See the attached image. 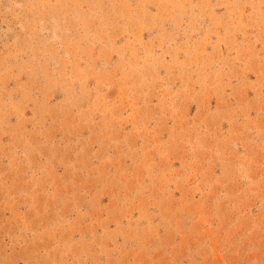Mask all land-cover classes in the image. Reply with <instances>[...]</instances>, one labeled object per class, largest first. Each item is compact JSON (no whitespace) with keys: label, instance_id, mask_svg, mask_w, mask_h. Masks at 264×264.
<instances>
[{"label":"rangeland","instance_id":"374dc122","mask_svg":"<svg viewBox=\"0 0 264 264\" xmlns=\"http://www.w3.org/2000/svg\"><path fill=\"white\" fill-rule=\"evenodd\" d=\"M0 264H264V0H0Z\"/></svg>","mask_w":264,"mask_h":264}]
</instances>
